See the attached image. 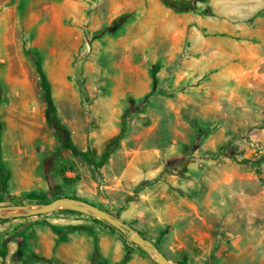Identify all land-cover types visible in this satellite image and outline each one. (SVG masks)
I'll list each match as a JSON object with an SVG mask.
<instances>
[{
	"label": "rangeland",
	"instance_id": "1",
	"mask_svg": "<svg viewBox=\"0 0 264 264\" xmlns=\"http://www.w3.org/2000/svg\"><path fill=\"white\" fill-rule=\"evenodd\" d=\"M173 1L0 0V207L72 198L170 262L264 264V9ZM0 264L156 263L57 209L0 218Z\"/></svg>",
	"mask_w": 264,
	"mask_h": 264
},
{
	"label": "water",
	"instance_id": "2",
	"mask_svg": "<svg viewBox=\"0 0 264 264\" xmlns=\"http://www.w3.org/2000/svg\"><path fill=\"white\" fill-rule=\"evenodd\" d=\"M57 209H64L69 211L78 212L85 216H89L100 220L123 234L130 237L131 242L138 246L148 256H151L156 264H176L167 260L154 246L153 243L144 239L141 235L134 232L132 229L124 225L121 221L114 218L108 212L101 210L84 201L72 198H58L47 204L36 206H10L0 207V218L10 217H30L42 214H48L56 211Z\"/></svg>",
	"mask_w": 264,
	"mask_h": 264
},
{
	"label": "trees",
	"instance_id": "3",
	"mask_svg": "<svg viewBox=\"0 0 264 264\" xmlns=\"http://www.w3.org/2000/svg\"><path fill=\"white\" fill-rule=\"evenodd\" d=\"M163 3L166 6L173 8L175 10H178V11L190 10L192 8L191 5H189V4L187 7L185 4L177 3L176 1H173V0H163ZM37 71L39 74L41 87H42L43 93H44V100H45V103L47 104V119L50 122L51 126H53L58 132H60L62 134L63 138L61 140V146L64 148H67L73 152H76L74 147L71 145V143H70V141L66 135L65 130L63 129V127L58 123V121L55 118L54 108L52 107L51 98H50V86H49V83H48L47 79L45 78L40 66H39V63H37Z\"/></svg>",
	"mask_w": 264,
	"mask_h": 264
},
{
	"label": "crops",
	"instance_id": "4",
	"mask_svg": "<svg viewBox=\"0 0 264 264\" xmlns=\"http://www.w3.org/2000/svg\"><path fill=\"white\" fill-rule=\"evenodd\" d=\"M219 3L224 6H229L228 9L233 6H240L238 10L249 13L262 11L264 9V0H221Z\"/></svg>",
	"mask_w": 264,
	"mask_h": 264
}]
</instances>
